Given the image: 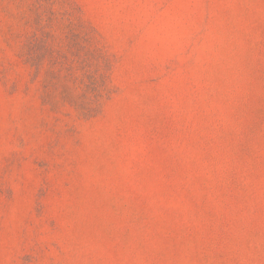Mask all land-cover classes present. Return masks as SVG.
I'll use <instances>...</instances> for the list:
<instances>
[{
    "label": "rangeland",
    "instance_id": "1",
    "mask_svg": "<svg viewBox=\"0 0 264 264\" xmlns=\"http://www.w3.org/2000/svg\"><path fill=\"white\" fill-rule=\"evenodd\" d=\"M0 264H264V0H0Z\"/></svg>",
    "mask_w": 264,
    "mask_h": 264
}]
</instances>
